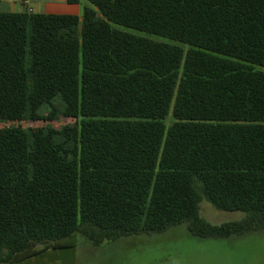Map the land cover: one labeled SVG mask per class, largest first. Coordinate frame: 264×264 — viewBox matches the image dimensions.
I'll return each mask as SVG.
<instances>
[{"label": "trees", "instance_id": "1", "mask_svg": "<svg viewBox=\"0 0 264 264\" xmlns=\"http://www.w3.org/2000/svg\"><path fill=\"white\" fill-rule=\"evenodd\" d=\"M84 1L0 12V120H76L0 129V264L264 228V0ZM202 199L244 217L211 225Z\"/></svg>", "mask_w": 264, "mask_h": 264}, {"label": "rangeland", "instance_id": "2", "mask_svg": "<svg viewBox=\"0 0 264 264\" xmlns=\"http://www.w3.org/2000/svg\"><path fill=\"white\" fill-rule=\"evenodd\" d=\"M86 5L90 6L86 1H80L79 14ZM33 7L40 12L38 6ZM75 123V119L63 116L54 121L0 120V129L12 127L32 131L47 126L58 129ZM199 216L207 223L218 226L239 221L244 214L218 211L202 199ZM11 264H225V241L196 238L188 232L185 224L161 234H139L100 245H93L85 237L76 235L71 247L43 249L35 256Z\"/></svg>", "mask_w": 264, "mask_h": 264}, {"label": "crops", "instance_id": "3", "mask_svg": "<svg viewBox=\"0 0 264 264\" xmlns=\"http://www.w3.org/2000/svg\"><path fill=\"white\" fill-rule=\"evenodd\" d=\"M33 6H38L40 12H36ZM25 9L32 13L80 16L79 4H68L65 0H28L27 5L23 0H0V12L16 13ZM224 241L225 264H264V228Z\"/></svg>", "mask_w": 264, "mask_h": 264}, {"label": "built area", "instance_id": "4", "mask_svg": "<svg viewBox=\"0 0 264 264\" xmlns=\"http://www.w3.org/2000/svg\"><path fill=\"white\" fill-rule=\"evenodd\" d=\"M24 5L28 4V0H23ZM28 12H31V10H28Z\"/></svg>", "mask_w": 264, "mask_h": 264}]
</instances>
